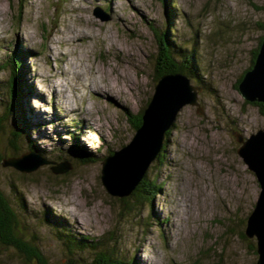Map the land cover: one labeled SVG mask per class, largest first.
<instances>
[{"label":"rangeland","instance_id":"rangeland-1","mask_svg":"<svg viewBox=\"0 0 264 264\" xmlns=\"http://www.w3.org/2000/svg\"><path fill=\"white\" fill-rule=\"evenodd\" d=\"M0 9L4 129L27 122L23 130L30 129L47 160L72 166L55 175L53 165L33 174L0 165V189L12 201L13 186L25 195L27 218L51 264L67 262L57 224L78 237L105 240L128 264L257 263L256 241L242 234L261 189L237 153L235 134L249 138L264 128L258 102L243 100L238 87L264 38V0H172L170 9L160 0H1ZM167 25L174 28L173 44L197 52L202 113L196 105L178 112L164 152L145 173V183L162 184L154 199L114 197L101 180L103 162L136 133L132 122L155 91V32ZM25 29L36 44L26 40ZM12 52L26 56V83L9 115L11 74L2 63ZM81 69L91 78L88 87H81ZM110 81L118 92L106 90ZM10 136H1L2 146ZM19 146L21 154L28 151ZM1 150L7 159L11 153ZM76 150L86 162L68 158ZM0 264L23 263L0 247Z\"/></svg>","mask_w":264,"mask_h":264},{"label":"water","instance_id":"water-1","mask_svg":"<svg viewBox=\"0 0 264 264\" xmlns=\"http://www.w3.org/2000/svg\"><path fill=\"white\" fill-rule=\"evenodd\" d=\"M238 87L243 100L264 104V39L253 68L245 73ZM202 91L201 86H194L183 74L163 76L157 81L154 94L143 112L142 125L132 141L103 162L101 180L111 196L125 198L134 192L162 151L167 132L178 112L186 105L200 107L198 94ZM198 112L202 113L201 107ZM235 135L241 144L237 153L249 171L256 175L261 189L254 211L248 217L245 235L256 241V264H264V128L249 138L239 133ZM2 165L23 174H33L44 166L53 165L50 169L55 175H63L72 167L68 162L57 164L32 152L4 159Z\"/></svg>","mask_w":264,"mask_h":264},{"label":"trees","instance_id":"trees-1","mask_svg":"<svg viewBox=\"0 0 264 264\" xmlns=\"http://www.w3.org/2000/svg\"><path fill=\"white\" fill-rule=\"evenodd\" d=\"M160 1L167 9L172 8V0ZM260 28L264 30V25H261ZM173 30L174 28L168 25L166 30L156 29L155 34L157 35V41H159V44L157 48L158 55L156 57L157 66L155 82L157 83V81L163 76L183 74L190 78L192 84L195 82L194 86H199L201 79L197 52L196 50H193L191 53H187V51L183 50L182 47H177V45L173 44L170 41V32L173 33ZM263 39L264 38L261 39L258 48L253 53L252 66L247 71L253 68ZM25 61V54L12 52L6 61L2 63V67H6V69L11 74L9 81V115L12 114L14 107L18 106L19 100H21L25 95L23 86V84L26 83L24 79L25 73L23 71ZM243 76L239 80L238 84H240L242 81ZM254 105L258 106L260 108V112L262 115H264V104L254 103ZM142 115L143 111L137 117L136 122H132L134 129L136 130L142 125ZM20 121V123L24 124L23 119L20 118ZM15 126L16 124L14 123V127H12L13 131H9L8 129L5 131V117H0V138L3 134H11V136L7 138V146H2L3 143L0 141V165H2V162L5 158L1 148H7L8 153H11L9 157H13L16 155H21V147L19 146L20 144L21 146H26L28 148V151L25 152H32L40 156L42 159L47 160L45 154H43L39 146H37L35 142L33 144L30 136V129L26 128V130H23V128L28 127L29 124L26 122L23 128L18 127L17 130ZM170 133L171 132L169 130L167 132L166 138ZM67 135L71 136V133H67ZM166 144L167 142H164V147L162 149L163 152L167 146ZM78 152L79 151L77 150L72 152L70 151L71 155L69 154L68 158H70V160L74 158L78 162L82 163L86 162L87 159L84 157V155H79ZM142 180L134 190L133 195L152 194V199H154L155 195L160 193L162 184H157V180L147 183H145L146 179L143 181ZM12 192L14 197L13 201L0 189V247L15 251L19 259L22 260L23 264H51L39 246V235L32 231L30 220L27 218L29 217L28 214L30 209L27 205L25 195L15 186H13ZM138 204L136 203L134 205L137 207ZM58 225L59 224L55 225L59 229L57 238L64 244L65 250L68 254L65 259L67 262L65 261L64 264H128L124 261V259L120 258L118 252H115L107 245L105 240H93L85 236L78 237L67 232L63 226L59 227ZM242 237L246 239L244 234H242ZM251 250L255 255L257 254L256 244H254V242L252 243ZM84 252L91 253L93 257L90 259L87 257L84 258ZM193 264H198V262Z\"/></svg>","mask_w":264,"mask_h":264},{"label":"bare ground","instance_id":"bare-ground-1","mask_svg":"<svg viewBox=\"0 0 264 264\" xmlns=\"http://www.w3.org/2000/svg\"><path fill=\"white\" fill-rule=\"evenodd\" d=\"M0 2H1V0H0ZM1 6H2V4H1ZM0 14L2 15V16H4V9H0ZM4 21H3V19H0V31H1V24L3 23ZM3 30V29H2ZM24 32H25V34H26V40L28 41V42H30V43H34V44H36L37 42H36V37L35 36H33V35H31L30 34V32L28 31V29H25L24 30ZM65 35V34H64ZM85 42V41H84ZM74 44V43H73ZM82 45V44H81ZM73 48H76V47H74L73 46ZM83 50V49H82ZM37 53V52H36ZM82 57V56H81ZM81 64V63H80ZM85 65V64H84ZM82 66V65H81ZM86 66V65H85ZM88 66V65H87ZM75 67L76 68H80V66H76L75 65ZM83 67V66H82ZM88 68V67H87ZM91 69V68H90ZM115 69V68H114ZM65 73H66V71H64ZM77 73H79L78 74V77L79 76H84V78H83V80H82V83H83V86H81V87H88V83H89V81L91 80V78H87L86 77V74H87V72L85 73V70L84 69H81L80 70V72H78L77 71ZM70 73H66V75L68 76ZM125 76L126 77H128L130 80H131V77L129 76V74L128 73H125ZM95 81L99 84V82L95 79ZM114 82L113 81H110V84H107L106 85V90H108V91H113V92H118V90L114 87V84H113ZM79 84H80V82H79ZM82 89V88H81ZM84 89V88H83ZM97 90H102V88L101 87H98V88H96ZM89 113L91 114V112L89 111ZM88 124H90V123H88ZM85 125H87V124H85ZM89 130V129H88Z\"/></svg>","mask_w":264,"mask_h":264}]
</instances>
